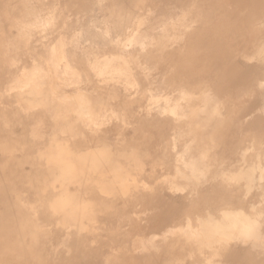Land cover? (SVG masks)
<instances>
[{
    "label": "rangeland",
    "instance_id": "rangeland-1",
    "mask_svg": "<svg viewBox=\"0 0 264 264\" xmlns=\"http://www.w3.org/2000/svg\"><path fill=\"white\" fill-rule=\"evenodd\" d=\"M0 131L13 262L264 264V0H0Z\"/></svg>",
    "mask_w": 264,
    "mask_h": 264
},
{
    "label": "bare ground",
    "instance_id": "bare-ground-1",
    "mask_svg": "<svg viewBox=\"0 0 264 264\" xmlns=\"http://www.w3.org/2000/svg\"><path fill=\"white\" fill-rule=\"evenodd\" d=\"M21 72H22V71H21ZM24 96H25V95H24ZM200 97H201V96H200ZM215 98H216V97H215ZM213 106H214V105H213ZM214 113H215V112H214ZM11 125H12V123H11ZM7 126H8V125H6V128H7ZM1 127H2V125H1ZM6 128H5L4 130H6ZM7 129H8V128H7ZM0 133L2 134L3 132L0 131ZM5 134H6V133H5ZM9 134H10V133H9ZM9 134H6V136L8 135L7 137H4V136H3L4 133L2 134V137L0 136V154L2 153V149H5L7 146L10 145V140H9L8 137H9V136L11 137V136H13V135H9ZM12 134H13V132H12ZM18 134H19V131H18ZM14 135H15V134H14ZM19 135H20V134H19ZM22 135H23V134H22ZM22 135H21V136H22ZM28 135H29V134H28ZM15 136H16V135H15ZM15 136H13V137H15ZM23 136H24V135H23ZM17 137H18V136H17ZM28 137H29V136H28ZM33 138H34V137H33ZM17 139H18V138H17ZM36 140H37V139H36ZM22 147H23V146H22ZM57 148H59V150H58ZM57 148L55 147L54 149H55V151L59 154V156H58V154H56L58 157H57L56 155H54V154L56 153L55 151H54L55 153L52 152L54 149H52V150L50 149V150H51V154L49 155V156H51L50 158L48 157V155H46L47 157L45 156L46 152H43V150H42L41 152H39V153H40V156L37 155V156H38V159H39V157H41V158H40V161H42L43 158L45 159V157L47 158V160L45 159V162H46V164H48V165H45L44 167H46V166L48 167V168L46 167V168L48 169L47 171H49V174H50V176H51V178H52V181H51V182H52L53 184H52V185L50 184V186H51L50 188H52V189H50V191H53V189H54L53 187H54V186H55V188H57V187H58V188H61V189L63 188V190H64V187H66V185H67V187H68V186L73 187L74 185H75V186L77 185V187H78L79 185H82V184H83V185L81 186L82 189L86 188V187H84V186H85L84 184H87V185H89V186L91 187V186L93 185V182L91 181L90 183H92V184H90V183L88 182L90 178H89V179H86V177L88 178L87 175H89V174L85 173V174H86V175H84V177L86 176L85 178H84L83 176L80 175V177L83 178V179H82L83 181L80 180L81 178H80V179L78 178V177H79L78 174H80L81 171H83V170H81L80 173H77V174L73 175V173H76L77 170H78L77 172H79V168H78L77 166H82V163H81V162H83V161H85V162H84L85 164L83 163V165L85 166V165L87 164V161H86L85 159H82L81 162H79V161H80V160H79V161H77V162H78V163H77L76 160H77L78 158L75 159V158H76L75 156H74V158H73V156H72V157H71V156H68V157H67V155H65L64 150H61V149H60V148H62V147H60V146L58 145ZM46 151H47V150H46ZM60 151H61V152H60ZM42 152H43L44 154H43ZM69 152H70V151H69ZM6 153H7L6 151H5V152L3 151V154H6ZM39 153H38V154H39ZM52 153H53V154H52ZM62 153H64L65 159L71 157L72 159L69 158V160H71V161H69V160L67 161V160H66L67 162L61 163V162L65 161L64 156H63ZM66 154H67V153H66ZM82 154H83V153H82ZM103 154H104V153H103ZM42 155H44V156H42ZM87 155H88V154H87ZM6 156L8 157V155H6ZM9 156H11V155L9 154ZM20 156H21V155H20ZM29 156H30V155H29ZM52 156H53V158H54L53 160L51 159ZM76 156L79 157L78 155H76ZM82 156H84V155H82ZM85 156H86V155H85ZM103 156H104L103 158L105 159L104 161H107V159H108V157H106L107 155H106V156L103 155ZM31 157H32V156H31ZM33 157L36 159V156H33ZM55 157L58 158V159L60 158V160H61V157H62L64 160L62 159L63 161H59L58 159H55ZM80 157H81V156H80ZM80 157H79V158H80ZM20 158H21V157H20ZM27 158H28V157H27ZM34 158H32V159H34ZM48 158H49V160H48ZM84 158H85V157H84ZM106 158H107V159H106ZM35 159H34V160H35ZM44 159H43V160H44ZM50 159H51V160H50ZM74 159H75V160H74ZM80 159H81V158H80ZM87 159H88V158H87ZM29 160H30V159H29ZM72 160L75 161V162H73ZM88 160H89V159H88ZM32 161H33V160H32ZM48 161H49V163H48ZM28 162H29V161H28ZM38 162H39V161H38ZM59 162H60L61 164H60ZM70 162H71V163H70ZM26 163H27V160H26ZM26 163H25V161H24V164H26ZM57 163H59L60 165L58 166ZM65 163H66V164H65ZM67 163H70V164H67ZM75 163H76V164H75ZM24 164H21V165H20L21 167L23 166L24 170H23L22 168H20V167H19V169H18L20 173H23V174H20V173H19L20 175H24V174H26V173H24V171H25V166H26V169H31V168H29L30 166L27 168L28 165H27V164L24 165ZM62 164H65V165H67V166H63V167H64V169H63V168H61V167H62ZM2 165H3V164H2ZM37 165H38V164H37ZM72 165H73V166H72ZM104 165H105V164H104ZM3 166H4L3 168H7V169H8L7 166H6V167H5V165H3ZM84 166H83L82 168H84ZM87 166H88V165H87ZM101 166H102V165H101ZM13 167H14V166H13ZM13 167H12V168H13ZM17 167H18V166H17ZM17 167H16V169H14V170L17 171ZM74 167H76V168H74ZM46 168H45V169H46ZM72 168H73V170L76 169L75 172L72 171ZM7 169H6V170H7ZM20 169H22L23 172H22V170L20 171ZM6 170L3 169V170H0V171L4 172V174H7V175H5V176H8V173H9V174L12 173V172H11V173H10V172H6ZM33 170H34V169H33ZM33 170L31 169V170H29V171H31V172H33V173L36 172V171H33ZM42 170H43V169H42ZM42 170H41V171H42ZM88 170H89V169H88ZM88 170H86V171H88ZM7 171H11V169H10V170L8 169ZM26 171L28 172V170H26ZM45 171H46V170H45ZM124 171H126V170H124ZM14 172H15V171H14ZM84 172H85V171H83V173H84ZM16 173H17V172H15V174H16ZM33 173H32V175H33ZM47 173H48V172H47ZM83 173H81V174H83ZM28 174H29V176H30V172H29ZM44 174H46V173H44ZM44 174H43V175H44ZM49 174L47 175V178H48ZM13 175H14V174H13ZM20 175H17V176H20ZM72 175H73L74 177H72ZM3 176H4V175H3ZM10 176H11V175H10ZM37 176H38V175H37ZM39 176H40V175H39ZM76 176H78V177H76ZM0 177H1V175H0ZM13 177H15V176H13ZM35 177H36V176H35ZM44 177H46V175H45ZM44 177H43L42 179H44L45 181L48 180V179H46V178H44ZM75 177H76V179H79V181L76 180ZM37 178H38V177H37ZM13 180H14V179H13ZM28 180H29V179H28ZM44 180H43V181H44ZM75 180H76V182L78 181L79 184H78V183H76V184H75V183H73V184L71 183V182H73V181H75ZM86 180H87V181H86ZM32 181L34 182V180H32ZM40 181H42V180L40 179ZM85 181L88 182V183H85ZM3 182H4V179H3V178H0V187H1V188H2L3 186H5ZM33 182H32V183H33ZM35 182H37V183L39 184V187H38V188H39V189L42 188V190H43V189L47 186V183H48L49 181H48V182L46 181L45 183L43 182L44 184H46L45 187H42V186H41V185H42V182H38L37 180H35ZM28 183H29V182H28ZM28 183H27V185L24 184L23 186L26 185V186L29 187V184H28ZM40 183H41V184H40ZM68 183H70L71 185L68 184ZM35 184H36V183L33 184V188H34ZM94 184H95V181H94ZM40 186H41V187H40ZM52 186H53V187H52ZM30 187H31V184H30ZM67 187H66V188H67ZM87 187H88V186H87ZM102 187H103V186H102ZM3 188H4V189L1 190L2 193L0 194V200L5 201V200L7 199V201H8V198H7V197H8V195H7L8 193H7L6 191H4V190H5V187H3ZM10 188H11V187H10ZM31 188H32V187H31ZM35 188H37V186H35ZM35 188H34V189H35ZM46 188H48V190H44V191H45V192L49 191V186L46 187ZM46 188H45V189H46ZM66 188H65V189H66ZM68 188H69V187H68ZM68 188L66 189L67 191H68ZM75 188H76V187H75ZM78 188H80V186H79ZM105 188H106V187H105ZM8 189H9V188H8ZM69 189H71V188H69ZM30 190H31V191H34V190H32V189H30ZM36 190H37V189H36ZM36 190H35V191H36ZM56 190H57V189H56ZM56 190L53 191V192L58 193L60 189L58 190V192H57ZM66 190H65V192H66ZM73 190H75V189H73ZM76 190H77V189H76ZM80 190H81V188H80ZM100 190H101V189H100ZM27 191H28V190H27ZM40 191H41V190H40ZM44 191H42V193H43ZM61 191H62V190H61ZM45 192L43 193V195L45 194ZM70 192H72V191H70ZM32 193H33V192H32ZM67 193H69V192H67ZM73 193H75V192H73ZM82 193H83V191H82ZM103 193H104V191H103ZM17 194H18V193H16V196H17ZM62 194H63V193H62ZM79 194H81V192H78L77 195H79ZM14 195H15V194H14ZM55 195H56V194H55ZM55 195H54V196H55ZM66 195H67V194H66ZM70 195L72 196V194H70ZM75 195H76V194H75ZM12 196H13V195H12ZM33 196H34V195H33ZM64 196H65V195H64ZM64 196L61 195V198L64 199ZM68 196H69V195H68ZM73 196H74V195H73ZM73 196H72V197H73ZM13 197H14V196H13ZM13 197H12V200H13V201H14V200H18V199H15V198H13ZM17 197H19V196H17ZM17 197H16V198H17ZM41 197H43L42 194H41ZM46 197H48V195H47ZM56 197H57V195L54 197V199H56L55 202H54L53 196H52V199H51V200H53V202H54L53 205L56 207L55 210H54V208H53V210H51V207H49V209H48V207L45 208V209H43V207H46V206L48 205V203H46V206H44V204L41 203V205L43 204V206H41V209H43V210H46V209H47V210H49V212L52 211V212L50 213V215L53 214V213L55 214V212H57V211H56L57 208L59 209L58 212L61 211V210L65 211L66 213H65V212H63V213L61 212V213L63 214V216L61 215L60 212H59L60 215L58 214V215H59V218H60V216H61V221L63 220L64 224L66 225V224H68V222H67V221H68V218H70V220H71V221H70L71 224H72V222L75 221L76 219H79V220L81 221L82 225H81V227H78V228H79V230H81V231H83V229H81V228H85V229H86V228H88V227L90 226V224H89V223H90V217H91V216L89 215V214H90V211L86 210L88 207H87V208H84V207H83L84 209H82V208L80 207V208H78V209H79V210L82 209V210H80V211H76V212L74 213V210L72 211V209H75V207L71 209V207H73V205H71V207H70L71 210L68 208L69 204H71L72 201L68 204V206L66 205V206H67V209H66V208H64V207H66V206H64L63 202H62V204H63V206H62V204H61V199H57V198L59 197V195H58L57 198H56ZM72 197H69V198L74 199V200H75V199H76V200L78 199V196H76V198H75V197L72 198ZM59 198H60V197H59ZM69 198H67V199H69ZM79 198H80V197H79ZM38 199H39V198H38ZM41 199H42V198H41ZM43 199H45V198H43ZM63 199H62V200H63ZM71 199H69V200H71ZM19 200H20V198H19ZM51 200L49 199V201H51ZM74 200H73V201H74ZM9 201H10V200H9ZM49 201H48V202H49ZM64 201H65V200H64ZM66 201H67V200H66ZM78 201H80V200L78 199ZM39 202H40V201H39ZM39 202H37V203H35V204L37 205ZM42 202H43V200H42ZM67 202H68V201H67ZM67 202H66V203L64 202V203L67 204ZM80 202H81V201H80ZM30 204H31V203H30ZM30 204H29V208H31V207L34 205V203L31 204L32 206H31ZM72 204H74V203H72ZM78 204H79V203H77V205H78ZM80 204H81L80 206H82L83 203H80ZM74 205H75V204H74ZM26 206H27L26 208H28V205H26ZM39 206H40V204H39ZM51 206H52V205H51ZM33 207H36V206H33ZM52 207H53V206H52ZM32 209H33V208H32ZM36 209H37V208H36ZM60 209H61V210H60ZM78 209H76V210H78ZM3 210H4V209H3ZM50 210H51V211H50ZM7 211L9 212V210H7ZM7 211H6V210H4V211L0 210V264H18V263L13 262V261L10 259V257H11L12 252L15 250V241H16V238H17V236H18V238H20L19 233L21 232V230L23 231L25 225L22 226L24 223H23V224L21 223L22 225L19 224V223H18L17 225H16V224H14V225H6V223H5V215H6ZM53 211H54V212H53ZM49 212H48V213H49ZM58 212H57V213H58ZM57 213H56V214H57ZM64 213L67 214L68 217H66V215H64ZM54 214H53V215H54ZM56 214H55V215H56ZM47 215H49V214H47ZM6 216H7V215H6ZM48 217H49V216H48ZM48 217L46 216L45 219L48 218ZM62 217H65L67 220H64L65 218H62ZM50 218L53 219V216L50 217ZM54 218H55V217H54ZM57 218H58V216L54 219V222H55V223L57 222V221H56ZM59 218H58V219H59ZM72 218H73V219H72ZM74 218H75V220H74ZM33 220H34V219H33ZM48 220H49V219H48ZM50 220H51V219H50ZM72 220H73V221H72ZM31 221H32V218H31L30 221H28V222L31 223ZM28 222H27V220H26V223H28ZM63 222H61V223L63 224ZM70 222H69V223H70ZM26 223H25V224H26ZM55 223H54V224H55ZM74 223L77 224V225L80 224V222H78V220H77L76 222H74ZM188 223H189V222H188ZM33 224H34V222H33ZM26 225H28V224H26ZM69 226H70V225H69ZM27 227H29V225H28V226H25V229H26ZM74 227L76 228V226H74ZM191 227H192V225H191ZM30 228H32V227H30ZM188 229H189V228H188ZM30 230H31V229H30ZM75 230H76V229H75ZM87 230H88V229H87ZM35 231H36V230H35ZM45 231H46V230H45ZM76 232H77V231H76ZM178 232H179V231H178ZM77 236H78V235H77ZM75 237H76V236H75ZM18 238H17V239H18ZM189 238H190V237H189ZM189 238H188V239H189ZM78 239H79V238H78ZM78 241H79V240H78ZM68 242H69V241H68ZM33 244H34V243H33ZM37 244H38V243H37ZM37 244H36V245H37ZM39 245H40V244H39ZM32 246H33V245H31V247H32ZM37 246H38V245H37ZM37 246H35L33 249H35ZM39 247L42 248L43 246H42V247L39 246ZM39 247H37L36 249H38ZM40 248H39V249H40ZM40 250H41V249H40ZM40 250H39V251L37 250L38 253L40 252ZM33 251H34V250H33ZM33 251H32V253H33ZM37 251H34V253H35V252L37 253ZM42 251H43V249L41 250V254L43 253ZM14 253H15V252H14ZM38 253H37V256L41 255L40 253H39V254H38ZM15 254H16V253H15ZM44 254H45V253H44ZM33 255L35 256L36 254H33ZM33 255H31V256H33ZM16 256H17V255H16ZM16 259H18V258H16ZM38 259H39V257H38ZM43 259H44V258H43ZM18 260H19V259H18ZM39 261H40V260H39ZM42 262H43V261H42ZM44 262H45V261H44ZM38 264H40V262H38Z\"/></svg>",
    "mask_w": 264,
    "mask_h": 264
}]
</instances>
